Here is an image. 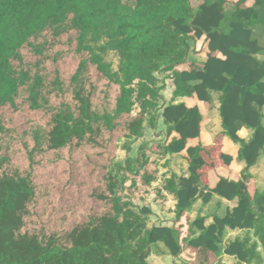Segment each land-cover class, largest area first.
Masks as SVG:
<instances>
[{
	"label": "trees",
	"instance_id": "obj_1",
	"mask_svg": "<svg viewBox=\"0 0 264 264\" xmlns=\"http://www.w3.org/2000/svg\"><path fill=\"white\" fill-rule=\"evenodd\" d=\"M192 1L0 0V108L50 115L23 133L33 140L25 148L26 170L14 164L9 146L0 144V264H150L159 243L176 264H214L222 251L264 264L249 238L222 246L229 227L253 229L264 248V192L249 172L264 155V59L256 57L264 45L253 30L263 25L264 34V0ZM227 3L236 6L231 13ZM63 43L75 44L71 51L78 56L66 80L59 69L46 68L66 54L55 50ZM108 48L121 56L118 71L103 60L101 51ZM190 53L206 59L177 70ZM167 71L174 96L183 101L162 102L165 80L159 74ZM101 80L118 88L112 104L106 94L96 99ZM212 92H220L223 126L214 140L208 129ZM65 95L53 106L52 97ZM161 108L167 128L159 147L189 165L188 176L173 173L164 183L176 198L172 225H150L151 209L137 207L126 193L127 183H135L131 175H140L145 185L155 179L156 172L136 156L118 164L117 173L110 169L114 162L106 165L91 194L107 206L102 212L67 229L29 227L41 192L38 155L59 157L71 146L105 148L120 129L123 137L140 138L147 117L156 127ZM241 127L253 131L248 140L239 135ZM0 136L6 145L17 137L1 114ZM157 150L149 146L151 153ZM235 160L245 164L240 174L232 167ZM214 194L237 204L209 225L204 216L192 221L189 209L196 199L208 203Z\"/></svg>",
	"mask_w": 264,
	"mask_h": 264
},
{
	"label": "rangeland",
	"instance_id": "obj_2",
	"mask_svg": "<svg viewBox=\"0 0 264 264\" xmlns=\"http://www.w3.org/2000/svg\"><path fill=\"white\" fill-rule=\"evenodd\" d=\"M196 4V0L192 1ZM227 11L231 13L236 6L232 3L227 4ZM254 38L260 40L264 44L263 25L253 27ZM75 44H59L55 50L64 49L66 54L58 60L57 63L48 61L46 68L53 70L59 69L62 77L66 80L74 71L78 63V56L71 51ZM104 62L108 63L115 71L120 69L121 56L116 50L110 48L101 51ZM28 61H33L32 53H27ZM93 69V75H96ZM167 86L169 83L165 82ZM100 88L97 92L96 99L103 100V97L109 95L108 102L113 103V99L117 95L118 88L115 85H108L107 81L98 82ZM103 90V91H102ZM171 89L167 87L162 91L165 94ZM65 96H54L51 98L52 104H58ZM0 114L6 120L7 125L16 129L17 137L9 144H4L6 148L9 146L11 153H14V164L27 169L26 145L31 147L33 140L30 136H24L23 133L29 130L32 123L45 124L49 119V114L43 110L32 111L26 107H20L18 111L12 108H0ZM145 124V133L140 138L123 137V129H120L110 135V139L105 144V148H94L90 145L66 147L59 153V157L53 155L52 152H45L37 156V165L35 167V178L40 183V198L34 208V216L30 218L29 227L39 224H45L49 227L57 229L71 228L74 224L86 220L90 214L100 213L107 206L100 200L92 197L93 189L102 183V176L106 171V165L111 161L114 165L110 168L112 173H117L118 164L125 165L127 158L140 157V163L145 164L150 173L154 172V153L149 151V146L154 144V127L147 117ZM108 135V134H107ZM146 147H141L142 144ZM149 159L147 162H145ZM179 167L180 164H177ZM134 181L127 183L126 193L138 207L148 206L151 214L148 216L149 224H154V181L150 185L142 182L140 175L130 176ZM171 208L169 209V211ZM163 244V243H162ZM164 245V244H163ZM161 249V248H160ZM170 264L174 263V258L170 254L167 255ZM182 261H178V263ZM151 264H162L159 258H150ZM165 264H168L165 262Z\"/></svg>",
	"mask_w": 264,
	"mask_h": 264
},
{
	"label": "crops",
	"instance_id": "obj_3",
	"mask_svg": "<svg viewBox=\"0 0 264 264\" xmlns=\"http://www.w3.org/2000/svg\"><path fill=\"white\" fill-rule=\"evenodd\" d=\"M229 4V3H227ZM226 4V6H227ZM234 11V10H232ZM256 27V26H255ZM260 41V40H259ZM264 45V44H261ZM259 59H264V53H258L256 55ZM189 61L179 65L177 70H186L190 68L192 62L205 61V57H202L198 54H191L188 57ZM170 74V75H169ZM160 78L165 80V82L169 83V86L165 83L164 89H171V91L163 95L164 103H177L183 101L185 99L184 96H174V91L176 89V85L174 79H172L171 71L162 72L159 74ZM163 108L160 110V116L157 121L156 127L154 126V148L158 147L159 150L154 151V171L155 179H154V224L153 225H172L173 219L175 217V204L176 198L173 193L166 190L164 188V183L166 178L170 177L173 173L178 175L188 176V161L178 154H166L160 149V145L164 140V132L167 128V125L164 121L163 116L161 115ZM209 135L212 140L215 139L216 135L223 130L222 126V118L220 115V92H212V100L209 109ZM264 124V117H263ZM252 130L247 127H241L239 131V135L248 140L252 135ZM235 155L237 154V150L234 151ZM177 164H180L179 167ZM237 167V169L234 167ZM245 166L243 162L234 161L232 167L241 173V169ZM249 172L254 176L255 182L259 192H264V155H262L257 164L249 168ZM237 204V199L228 200L218 194H214L212 199L208 203H204L202 198H197L196 201L189 209V214L191 220H195L198 216H204L206 218V225H209L214 222V217H224L228 211L232 210L233 207ZM171 210L169 211V209ZM236 238H249L250 243H257L258 253L260 256H264V248L259 240V238L254 234V230L250 229H232L227 227L224 234V243L222 244L223 249L229 244V242L235 240ZM161 248V249H160ZM167 255L169 253L166 251L164 245L159 243V249L154 251V253L149 257L154 256V258H159L162 264L168 263ZM172 256V255H171ZM174 258V257H173ZM175 261V259H174ZM179 261V260H178ZM177 264H182L181 262ZM151 264V263H150ZM173 264H176L175 262ZM214 264H263L260 258L254 259L252 262L240 261L235 255L226 254L222 251L219 255L218 260Z\"/></svg>",
	"mask_w": 264,
	"mask_h": 264
}]
</instances>
